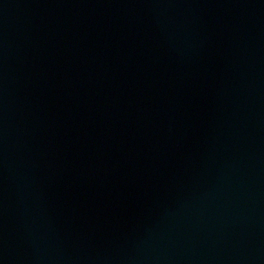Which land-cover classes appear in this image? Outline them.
<instances>
[{
    "label": "water",
    "instance_id": "95a60500",
    "mask_svg": "<svg viewBox=\"0 0 264 264\" xmlns=\"http://www.w3.org/2000/svg\"><path fill=\"white\" fill-rule=\"evenodd\" d=\"M0 264H264V0H0Z\"/></svg>",
    "mask_w": 264,
    "mask_h": 264
}]
</instances>
